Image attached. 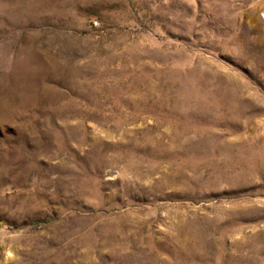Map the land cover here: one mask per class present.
<instances>
[{
	"label": "rangeland",
	"instance_id": "obj_1",
	"mask_svg": "<svg viewBox=\"0 0 264 264\" xmlns=\"http://www.w3.org/2000/svg\"><path fill=\"white\" fill-rule=\"evenodd\" d=\"M0 264H264V0H0Z\"/></svg>",
	"mask_w": 264,
	"mask_h": 264
}]
</instances>
